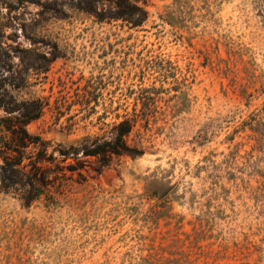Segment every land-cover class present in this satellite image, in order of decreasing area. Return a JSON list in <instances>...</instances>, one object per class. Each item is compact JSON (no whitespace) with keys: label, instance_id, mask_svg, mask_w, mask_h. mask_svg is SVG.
<instances>
[{"label":"rangeland","instance_id":"1","mask_svg":"<svg viewBox=\"0 0 264 264\" xmlns=\"http://www.w3.org/2000/svg\"><path fill=\"white\" fill-rule=\"evenodd\" d=\"M134 1L0 0V264H264V0Z\"/></svg>","mask_w":264,"mask_h":264},{"label":"trees","instance_id":"2","mask_svg":"<svg viewBox=\"0 0 264 264\" xmlns=\"http://www.w3.org/2000/svg\"><path fill=\"white\" fill-rule=\"evenodd\" d=\"M114 7L119 12L113 19H122L128 22L131 26H139L144 21V12L136 6L134 0H113ZM115 121L112 124L111 139L108 142L97 144L91 149L83 148L82 156L84 157H101L104 156H131L137 157L142 155V151L128 146L125 138L133 131V128L139 121L136 115L124 113L116 114ZM147 122V118L145 119ZM18 173V169H16ZM25 175V174H24ZM29 185H33L29 182Z\"/></svg>","mask_w":264,"mask_h":264}]
</instances>
